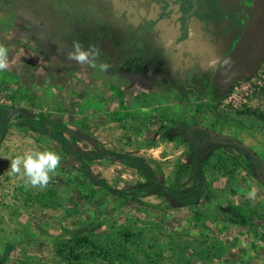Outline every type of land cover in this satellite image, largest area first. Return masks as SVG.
Wrapping results in <instances>:
<instances>
[{
	"label": "rangeland",
	"instance_id": "obj_1",
	"mask_svg": "<svg viewBox=\"0 0 264 264\" xmlns=\"http://www.w3.org/2000/svg\"><path fill=\"white\" fill-rule=\"evenodd\" d=\"M155 2L0 0L9 65L0 72V106L43 117L7 123L0 264H264V11L254 0L259 12L235 10V26L226 25L233 39L247 21L254 50L240 33L224 59L232 39L215 47L205 35L175 56L174 42L160 40L168 29L154 24L162 15ZM179 12L174 20L183 23ZM211 14L216 23L224 17ZM73 40L100 48L106 70L69 60ZM247 109L262 119L240 113ZM53 124L70 149L43 133ZM34 151L61 158L44 188L10 171L11 160ZM75 154L112 191L93 186ZM132 158L184 198L200 194L185 204L144 190L148 178ZM78 235L100 251L82 247L80 259L67 260L62 250Z\"/></svg>",
	"mask_w": 264,
	"mask_h": 264
},
{
	"label": "crops",
	"instance_id": "obj_2",
	"mask_svg": "<svg viewBox=\"0 0 264 264\" xmlns=\"http://www.w3.org/2000/svg\"><path fill=\"white\" fill-rule=\"evenodd\" d=\"M141 1V0H138ZM165 3H164V2ZM159 1L156 0L155 5H153L155 10H160V13L162 15L155 16L154 24H156V27L158 28L161 26V31L163 30L162 27H166L167 34L165 31L162 33L165 35V38L160 40H171L174 42V44L177 46L173 48L172 55L178 56L179 54L176 53L178 50H187L188 45L190 43H194L196 47H199L201 43L199 44L197 41L203 40L204 36H208L209 46L216 45L215 47H218L219 45L216 44L220 40L223 39H232L230 30H226V25L231 27L234 25V22H237L235 17H238L237 11H235L234 8L225 7L224 12L221 11V3H218L219 1L214 0H163ZM158 2L160 4H158ZM203 3V5H201ZM216 3V5L214 4ZM126 7L130 8L131 5H135V2L128 1L126 4ZM126 8L125 13L122 11V16L119 18L123 19L124 15H126V12L128 13V9ZM202 9L203 13L202 16L205 17L198 18V15H195V12ZM179 11H182L183 13V23H178L177 19L174 20V17L179 15ZM178 12V13H177ZM210 12V13H209ZM218 12L221 13L224 17L221 16L220 21L216 23L214 20L209 21L211 13ZM159 13V12H158ZM159 13V14H160ZM226 13V14H225ZM173 18V19H172ZM152 20V19H150ZM175 24V26L173 25ZM235 26V25H234ZM248 22L246 21L243 24V27L237 30L235 33V37H233L232 41L229 43L225 51H223L222 56H224V59L229 58L232 53H234L237 49V45L240 43L239 41V34L242 33L244 36H242V40H244L245 45L247 47H250L251 49H255L254 44L256 42V39L252 36H249V38H245V35H250L248 31H250L248 28ZM173 27V28H171ZM224 27V28H223ZM225 32V33H224ZM224 33V34H223ZM158 33V36L163 35ZM168 34L172 35L171 38H168ZM197 42V43H196ZM220 51V50H219ZM221 52V51H220ZM183 54V53H182ZM181 54V55H182Z\"/></svg>",
	"mask_w": 264,
	"mask_h": 264
},
{
	"label": "trees",
	"instance_id": "obj_3",
	"mask_svg": "<svg viewBox=\"0 0 264 264\" xmlns=\"http://www.w3.org/2000/svg\"><path fill=\"white\" fill-rule=\"evenodd\" d=\"M8 109L9 108H4L0 106V147L3 142V139L5 137L6 131H7V123L9 120L8 117ZM2 113V114H1ZM241 114H246V115H254L258 116L262 119V116L258 114V111L253 110V109H247L245 111L240 112ZM37 116V115H36ZM26 117V116H25ZM28 118V117H27ZM31 119V118H30ZM40 119H43L42 116H37L36 119H32L33 121H38ZM36 123V122H35ZM54 128L49 131V130H43V133L46 134L47 136L56 139L64 148L70 149L69 143L67 142L65 136H64V128L61 127L58 124H53ZM253 154L257 157V154L253 152ZM76 155V154H75ZM78 158H80V161L82 163L83 171L82 174L83 176L87 177L91 184L93 186H99L104 189H109L111 190L112 188L110 185L105 181V180H96L89 167L86 165L85 160L82 156L76 155ZM126 155H119L117 158H124ZM133 164H135L138 167V171L142 174L145 175L148 178V182L143 185L144 190L148 189H155L156 191L166 194L170 196L171 198L175 199L176 201L182 202V203H189L198 197L200 194V191H195L193 193V196L184 198L183 195H181L178 192L173 191L169 187H167L164 183H162L160 180H158L155 176V172L149 168L146 164L139 162L132 158ZM260 163L261 160H260ZM112 191V190H111ZM234 211L238 213L239 217H243L244 219L247 218L245 215V212L243 210H240L238 208H234ZM243 224H248L247 222H243ZM130 235V234H128ZM82 247H87L91 253H96L97 251H100L99 246L96 245L93 241H91L88 237L86 236H76L75 239H72L65 244L64 248L65 250H62V254L65 256L67 260L71 259H80L81 258V253L78 252L79 249Z\"/></svg>",
	"mask_w": 264,
	"mask_h": 264
},
{
	"label": "clouds",
	"instance_id": "obj_4",
	"mask_svg": "<svg viewBox=\"0 0 264 264\" xmlns=\"http://www.w3.org/2000/svg\"><path fill=\"white\" fill-rule=\"evenodd\" d=\"M101 55L102 50L100 48L95 45H89L85 48L79 40H73L68 51L69 60L92 68L100 67L101 70H106L107 65H98L97 63ZM8 66V49L0 45V72L6 71ZM60 159V156L53 151H34L11 160L10 171L26 177V185L44 188L49 182V174H55Z\"/></svg>",
	"mask_w": 264,
	"mask_h": 264
},
{
	"label": "flooded vegetation",
	"instance_id": "obj_5",
	"mask_svg": "<svg viewBox=\"0 0 264 264\" xmlns=\"http://www.w3.org/2000/svg\"><path fill=\"white\" fill-rule=\"evenodd\" d=\"M216 1V0H214ZM219 1L218 3H222L223 1H225V6L230 7V8H234L237 11H241L242 14H245L246 17L247 16H252L255 13L259 12V8L256 7L254 8L252 2L254 0H217ZM222 5V4H221ZM225 6H220L221 11L224 12L225 10ZM226 14V13H225Z\"/></svg>",
	"mask_w": 264,
	"mask_h": 264
},
{
	"label": "water",
	"instance_id": "obj_6",
	"mask_svg": "<svg viewBox=\"0 0 264 264\" xmlns=\"http://www.w3.org/2000/svg\"><path fill=\"white\" fill-rule=\"evenodd\" d=\"M255 3L260 5L262 10L264 11V0H255ZM262 37L264 38V26L262 28ZM7 115H8V117L23 115V116H26V117L31 118V119L37 118V116L35 114H32L31 112H29L25 109H22V108H9Z\"/></svg>",
	"mask_w": 264,
	"mask_h": 264
}]
</instances>
